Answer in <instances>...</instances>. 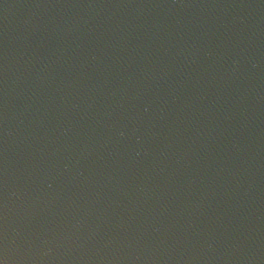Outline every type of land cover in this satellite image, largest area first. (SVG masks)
Here are the masks:
<instances>
[{
    "label": "water",
    "instance_id": "water-1",
    "mask_svg": "<svg viewBox=\"0 0 264 264\" xmlns=\"http://www.w3.org/2000/svg\"><path fill=\"white\" fill-rule=\"evenodd\" d=\"M0 264H264V0H0Z\"/></svg>",
    "mask_w": 264,
    "mask_h": 264
}]
</instances>
